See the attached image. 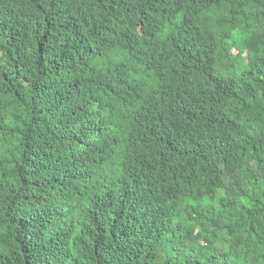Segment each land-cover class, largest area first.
<instances>
[{
  "label": "trees",
  "instance_id": "1",
  "mask_svg": "<svg viewBox=\"0 0 264 264\" xmlns=\"http://www.w3.org/2000/svg\"><path fill=\"white\" fill-rule=\"evenodd\" d=\"M0 264H264V0H0Z\"/></svg>",
  "mask_w": 264,
  "mask_h": 264
}]
</instances>
